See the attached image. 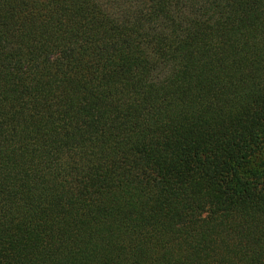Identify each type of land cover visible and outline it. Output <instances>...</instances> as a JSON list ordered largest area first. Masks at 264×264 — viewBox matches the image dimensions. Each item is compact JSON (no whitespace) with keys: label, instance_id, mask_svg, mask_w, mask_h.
Wrapping results in <instances>:
<instances>
[{"label":"trees","instance_id":"trees-1","mask_svg":"<svg viewBox=\"0 0 264 264\" xmlns=\"http://www.w3.org/2000/svg\"><path fill=\"white\" fill-rule=\"evenodd\" d=\"M0 264H264V0H0Z\"/></svg>","mask_w":264,"mask_h":264}]
</instances>
